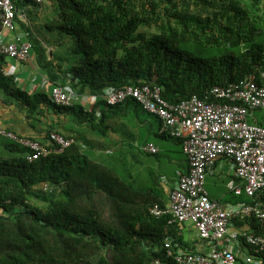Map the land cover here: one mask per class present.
I'll list each match as a JSON object with an SVG mask.
<instances>
[{"label": "trees", "instance_id": "trees-1", "mask_svg": "<svg viewBox=\"0 0 264 264\" xmlns=\"http://www.w3.org/2000/svg\"><path fill=\"white\" fill-rule=\"evenodd\" d=\"M12 2L17 13L42 6L32 0ZM48 2L52 7L44 22L54 39H42L18 15L16 22L52 87L80 97L149 85L177 105L194 96L206 99L216 87L264 71V0ZM5 69L0 63V80L11 88L4 93L29 119L68 121L53 122L41 132L52 152L33 162L27 160L28 148L0 134V264H175L166 244L171 242L174 253L183 246L178 224L171 215L153 216L150 209L168 208L172 193L162 181V169L170 166L176 175L174 162L182 157L187 162L182 141L161 134L159 117L134 99L108 106L99 97L91 109L59 106L51 93L31 95L10 87L14 81ZM135 122L146 126L138 134L127 132ZM249 122L264 125V112L254 111ZM51 132L74 143L57 152L49 144ZM112 133L119 139H111ZM151 143L158 154L143 150ZM172 144L179 150L170 149ZM108 147L110 152L97 153ZM220 160L232 165L226 156ZM230 180L240 184L233 175L226 186ZM228 196L233 204L264 201V192L255 199ZM239 241L243 250L254 252L241 236Z\"/></svg>", "mask_w": 264, "mask_h": 264}, {"label": "built area", "instance_id": "built-area-1", "mask_svg": "<svg viewBox=\"0 0 264 264\" xmlns=\"http://www.w3.org/2000/svg\"><path fill=\"white\" fill-rule=\"evenodd\" d=\"M34 1L42 3L44 0ZM16 16L17 8L12 0H0V56L23 64L32 57V44L21 34L11 43L5 39V31L16 29ZM51 95L59 106L72 107L81 101L79 95L59 86L53 87ZM211 95L216 100L207 102L194 96L177 105H170L162 98L159 88L148 85L124 90L107 89L103 93L108 106L119 105L128 98L136 100L145 111L159 117L164 133L182 141L189 172L181 177L172 192L168 208L154 206L150 213L158 218L171 215L173 222L179 224H193L202 245L195 250L183 246L177 248V245L174 253L171 249L173 245L167 242L168 258H173L175 264H264V236L249 233L239 224H250L254 220L264 227V201H255L253 205H224L211 201L205 189L208 172L226 156L232 162L233 174L241 184L238 186L235 181L230 182L228 187L231 192L236 196L246 194L254 199L257 193L264 192V126L248 121L253 111H264V72L260 83L251 80L245 86L236 84L223 89L215 88ZM0 134L28 148L29 162L52 152L43 143L8 131L1 117ZM73 143L74 139L57 132L49 135V144L56 146L57 152H63ZM145 151L156 154L158 149L150 144ZM2 203L0 199V206ZM239 236L247 238L243 244H250L254 254L242 252L240 256L242 243ZM151 264L166 263L155 260Z\"/></svg>", "mask_w": 264, "mask_h": 264}, {"label": "crops", "instance_id": "crops-1", "mask_svg": "<svg viewBox=\"0 0 264 264\" xmlns=\"http://www.w3.org/2000/svg\"><path fill=\"white\" fill-rule=\"evenodd\" d=\"M49 6H51V4L48 2H46L45 5L39 9L29 5L26 8L22 9L21 13H18V17L25 22V19L22 15V12H24L25 18L29 21L28 22L26 20V22H28L32 26V28H34V26L36 27V24H39L42 28V26H45L44 14L50 13V8H48ZM18 25L16 30L5 31V39L7 42L11 43L18 36V34H20L17 33L18 30L19 32H21L20 27ZM54 48L55 47H51L49 51L51 52L52 50H54ZM2 57L4 59H2ZM0 63L3 67L6 65V69L4 72L10 74V77H12L14 81V83H11L10 87H14L16 90H20L31 95L39 93H44L48 95L50 94L53 85L49 82L46 73L41 71L36 66L34 58H32L27 63L19 64L15 60H12L5 56H0ZM6 83L7 82H4L3 79L2 81L0 80V115L6 129L16 132L22 136H27L34 140L44 142V137L41 132H45L48 128V125L53 124V122L58 125L59 123H63V121L67 120L64 117H56L54 118L53 122L47 121V119H35V121L29 119L27 114L17 105L16 100L8 94L4 93L5 89L8 91L11 90V88H7ZM96 97H103V95L100 96L87 92L85 95H83V97H80L81 101L77 104L83 105L86 109H91L98 100L96 99ZM99 112L100 110H98V113ZM254 121L258 122L256 116ZM261 122L263 123V121ZM136 123L137 122H135L134 124H130L127 129V132L138 134L140 128H145L146 126L141 124L140 122H138L137 124ZM59 127L63 129L62 126ZM97 139L100 140V138ZM111 139L117 140L119 139V135L116 133H112ZM174 146L175 144L170 145V149L174 150ZM97 149V153H99V150H104V153L110 152L109 147L106 148L107 150L104 148ZM174 167L177 169V172H187V162L185 158L182 157L180 161L174 162ZM230 175L231 164L228 161L220 160L217 163L216 168H214V170L210 172L207 179L212 199L222 203L230 202L228 196L230 194H228V189L225 184L226 180L229 179ZM175 177L177 178V175H174V177L171 178H165V186L167 188L166 190H168L169 192L175 187V184L177 182ZM177 233L180 238L183 239V244L187 245V247H198L201 245L198 240L197 231L191 223H186L183 225L178 224Z\"/></svg>", "mask_w": 264, "mask_h": 264}, {"label": "clouds", "instance_id": "clouds-1", "mask_svg": "<svg viewBox=\"0 0 264 264\" xmlns=\"http://www.w3.org/2000/svg\"><path fill=\"white\" fill-rule=\"evenodd\" d=\"M33 2H35L34 0H32ZM46 2H48V0H44L42 3H37V2H35L36 4H38V5H42L41 7H43L44 5H45V3ZM49 3V2H48ZM30 6H33V5H30ZM34 7V6H33ZM39 9V8H38ZM17 15H18V13H17ZM23 15V17H24V19H25V22H26V18H25V13L24 14H22ZM17 17V16H16ZM28 21V20H27ZM29 22V21H28ZM15 28H17V25H18V23L16 22V19H15ZM37 27L39 26V25H36ZM34 28L36 29V27L34 26ZM16 30V29H15ZM17 33H20L21 35H23L21 32H19V30L17 31ZM24 36V35H23ZM32 55H33V51H32ZM33 58V56L31 57V59ZM30 59V60H31ZM13 60V59H12ZM29 60V61H30ZM28 61V62H29ZM24 64V63H23ZM264 71H262L261 72V74H259V77H251V78H248L247 80H245L244 82H242V83H232V84H229L228 86H226V87H229L230 85H243V86H245V84L246 83H248L249 81H251V80H255L257 83H260V79H261V75H262V73H263ZM4 74H5V72H4ZM5 76L6 77H10V75H6L5 74ZM149 86V85H148ZM55 87V86H54ZM226 87H224V88H226ZM217 88V87H216ZM219 88H221V87H219ZM52 89H53V87H52ZM223 89V88H222ZM214 90V89H213ZM212 90V91H213ZM161 91V90H160ZM212 91L210 92V95H209V97H207L206 99H201V100H206L207 102H212V101H214V100H216L215 99V97L213 96V95H211V93H212ZM51 92H52V90H51ZM50 92V93H51ZM103 95V94H102ZM162 95V94H161ZM163 98V97H162ZM212 98H214V100H212ZM219 101V100H218ZM225 102H227V103H231V102H229V101H226L225 100ZM78 103V102H77ZM76 103V104H77ZM255 111H263V110H255ZM254 112V111H253ZM253 112L251 113V115L253 114ZM264 112V111H263ZM248 121H249V119H248ZM250 123V122H249ZM250 124H257V125H260V124H258V123H250ZM261 126H264V125H261ZM162 129H163V126H162ZM160 130V133L161 134H166V133H164L163 132V130ZM11 131V130H10ZM16 133V132H15ZM58 133V132H57ZM18 134V133H17ZM60 134V133H59ZM18 135H20V134H18ZM63 135V134H62ZM168 135V134H167ZM20 136H22V135H20ZM65 136V135H64ZM170 136V135H169ZM23 137H27V136H23ZM171 137V136H170ZM27 138H30V137H27ZM173 138V137H172ZM30 139H32V138H30ZM32 140H34V139H32ZM34 141H37V140H34ZM38 142H40V141H38ZM40 143H42V142H40ZM44 144V143H43ZM147 145H150V144H147ZM146 145V146H147ZM151 145H154V144H152L151 143ZM146 146H144L143 147V150L145 151V147ZM154 146H156V145H154ZM157 147V149H158V151H159V148H158V146H156ZM183 148V147H182ZM145 152H147V151H145ZM148 154H151V153H149V152H147ZM156 154H158V152L156 153ZM186 156V155H185ZM215 168V167H214ZM214 168L210 171V172H212L213 170H214ZM189 172V164H188V161H187V172H185V173H183V172H177L176 171V175H177V182H176V184H175V187L170 191V193H172L175 189H176V187H177V184L180 182V179H181V177L182 176H184V175H187V173ZM210 172H208V174H207V176H206V181H207V179H208V176H209V174H210ZM234 174H233V170H232V165H231V175H230V177L231 176H233ZM234 177H235V175H234ZM165 178H166V176H163L162 177V181H163V183L165 184V182H166V180H165ZM232 181H235V180H230L229 182H228V184H227V189H228V192H230L229 194H234L233 192H231L230 190H229V187H228V185H229V183L230 182H232ZM236 182V181H235ZM237 184V183H236ZM238 186L239 185H241V184H237ZM205 186H206V184H205ZM208 195H209V193H208ZM235 195V194H234ZM236 196V195H235ZM242 196V195H241ZM238 197H240V196H238ZM210 198V197H209ZM210 200L211 201H216V202H219V201H217V200H214V199H211L210 198ZM219 203H221V204H224V205H238V204H242V203H238V204H233V203H231V202H225V203H222V202H219ZM253 204H255V202H252L251 204H248V205H253ZM175 223H177V222H175ZM177 224H179V223H177ZM184 224H186V223H184ZM239 224H241L242 225V227L244 228V230L245 231H248L249 233H255L256 235H258L259 233H258V231H260L258 228H260L261 230H264V227L262 226V224H260V223H258V222H254V220L252 221V223H248V222H241V223H239ZM180 225V224H179ZM183 225V224H182ZM193 225V224H192ZM248 225H251L250 227L251 228H249L248 227ZM194 227V226H193ZM195 228V227H194ZM196 229V228H195ZM197 231V230H196ZM198 234V233H197ZM259 235H262V234H259ZM264 236V235H263ZM242 239H245V243L247 242V238H245L244 236H242ZM198 240H199V238H198ZM199 243L202 245V242L199 240ZM183 247H185V248H190V249H193V250H195V248H197V247H187V245H184L183 244ZM199 247V246H198ZM242 252L243 253H252V254H254V252H248V251H245V250H242V247H241V250H240V256H242ZM238 253V252H237ZM239 254V253H238ZM259 258H261V257H259Z\"/></svg>", "mask_w": 264, "mask_h": 264}, {"label": "rangeland", "instance_id": "rangeland-1", "mask_svg": "<svg viewBox=\"0 0 264 264\" xmlns=\"http://www.w3.org/2000/svg\"><path fill=\"white\" fill-rule=\"evenodd\" d=\"M48 8H50L51 9V6H49ZM34 13V12H33ZM44 17H48V13L47 14H44ZM44 21H46V18L44 19ZM37 25V24H36ZM39 25V24H38ZM36 28L38 29V31H39V35L41 36V38L43 39V38H47V39H54L53 38V36H52V33H49L48 31H47V29H46V27L45 26H42V28H41V26L39 25L38 27L36 26ZM96 99H99V97H96ZM105 99V98H104ZM0 142H3L2 140H1V138H0ZM173 149L174 150H179V148H177L176 146H174L173 147ZM150 160H148L147 161V159H146V161L145 162H149ZM164 164H166V163H164ZM153 165V161H150V166H152ZM153 168H155L156 170H158V165H156V166H153ZM162 170H164L163 171V175H165L166 177H169V178H171V177H174V173L172 174V172H171V168H170V166H169V168L167 169V166L166 167H164ZM147 173V172H146ZM176 178V177H175ZM147 180H148V178H147ZM176 180H177V178H176Z\"/></svg>", "mask_w": 264, "mask_h": 264}]
</instances>
